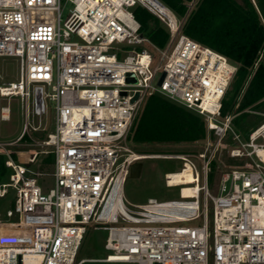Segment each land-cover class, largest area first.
<instances>
[{"label": "built area", "instance_id": "1", "mask_svg": "<svg viewBox=\"0 0 264 264\" xmlns=\"http://www.w3.org/2000/svg\"><path fill=\"white\" fill-rule=\"evenodd\" d=\"M66 2L73 8L63 22V0H0V59L19 61L18 79L0 84V99L8 102L0 120L11 121L13 100L26 120L18 139L0 143V156L12 170L0 199L10 190L15 195L0 218V264H264V119L243 142L232 125L235 116L222 118L238 66L182 33L196 0L180 21L160 0ZM136 7L169 29L164 48L141 33ZM153 95L203 118V151L134 150L133 125ZM47 102L55 132L39 140ZM213 135L221 145L230 135L237 147L229 157L246 159L222 174L214 195L208 185L219 151L212 148ZM45 149L55 160L50 175L31 169L50 153ZM145 159L181 164L178 173L165 174L166 187L179 188L180 200L150 198L127 207L124 185L132 166ZM186 171L192 183L170 182ZM47 175L54 185L40 186ZM90 225L108 231L105 250L111 254L77 263Z\"/></svg>", "mask_w": 264, "mask_h": 264}, {"label": "trees", "instance_id": "2", "mask_svg": "<svg viewBox=\"0 0 264 264\" xmlns=\"http://www.w3.org/2000/svg\"><path fill=\"white\" fill-rule=\"evenodd\" d=\"M160 1L182 19L193 0ZM255 3L252 0H199L182 27L185 36L238 66L232 89L223 100L221 115L222 118L235 116L233 128L246 141L263 119L245 111L264 110V0H255ZM133 12L141 33L155 46L164 48L170 39L169 29L142 7H136ZM206 137L207 124L202 117L153 95L145 100L130 141L136 145L195 144L205 141ZM5 160L0 156V178L7 170ZM228 162L235 163L233 159ZM215 167L213 163V169Z\"/></svg>", "mask_w": 264, "mask_h": 264}, {"label": "rangeland", "instance_id": "3", "mask_svg": "<svg viewBox=\"0 0 264 264\" xmlns=\"http://www.w3.org/2000/svg\"><path fill=\"white\" fill-rule=\"evenodd\" d=\"M199 0H196L197 5ZM254 4L255 0H252ZM63 22L69 16V10L73 8L72 4L63 0ZM193 7V9L195 8ZM133 10V9H132ZM131 10V11H132ZM179 19V18H178ZM180 21V19H179ZM19 77V61L12 57H3L0 59V84L15 82ZM232 89V86L229 90ZM8 105V102L0 99V108ZM12 109V119L10 122H2L0 120V143H9L18 139L23 131L26 123L24 113L20 107V103L17 100H13L10 103ZM48 113L43 117L42 121V133L36 134L39 140H43L50 133L55 132L54 116L50 113L51 104L47 102ZM50 108V109H49ZM264 119V110L254 114ZM32 123L35 126L39 125V118L32 116ZM243 142H247L243 137L241 138ZM135 151L141 154H165L166 152H194L198 153L204 150L205 146L203 142L198 144H154V145H136L131 143ZM212 148H218L219 151L215 157L216 167L213 169L214 173L210 174L209 177V190L212 195L216 194L218 186L220 184V179L223 173L233 169L236 165L244 164L246 159L244 157L233 159L235 163H229L228 151L232 148H236L233 139L230 135L223 140L222 145L219 143L218 137L216 135L212 136L211 140ZM9 150L15 148L7 147ZM49 150L48 155H41L38 162L31 165V169L34 172L41 171L46 174H51L54 171V156H52L48 161L46 160L52 154V149ZM47 161V162H46ZM52 162V163H51ZM18 163H23L22 159L18 160ZM51 163V164H50ZM50 164V165H49ZM142 173L140 178L129 177L124 185V200L125 204L129 208V204L138 205L147 203L148 199L155 198L159 201H169V200H180L179 188H167L165 185V174L167 173H178L181 170V164L175 161H166L161 159H145L141 161ZM201 167L200 165H198ZM12 170L7 169L4 176L0 178V187L2 184L9 182L10 174ZM39 184L42 187H52L54 185V179L51 176H45L39 179ZM203 185V182L200 183ZM14 192L10 190V194L4 198L0 199V218L6 217V212L13 207ZM210 221H212V216H210ZM201 220L198 222L201 224ZM194 223V224H198ZM192 224V225H194ZM108 238V231L97 230L94 225L88 226L87 234L82 242L81 248L77 256V263L82 260H103L106 259L111 252L105 250L106 240ZM83 264H123V263H105V262H84Z\"/></svg>", "mask_w": 264, "mask_h": 264}, {"label": "bare ground", "instance_id": "4", "mask_svg": "<svg viewBox=\"0 0 264 264\" xmlns=\"http://www.w3.org/2000/svg\"><path fill=\"white\" fill-rule=\"evenodd\" d=\"M174 18V17H173ZM170 182H180L181 184H190L193 182L192 180V176L191 173L189 171H186L180 175L177 176H170ZM192 190L185 188L184 190V194H191ZM117 202H119L121 204V199L120 197L117 199ZM115 205V204H114ZM117 205V204H116ZM116 205L115 206H111L109 207L107 214L110 213L112 210L116 209Z\"/></svg>", "mask_w": 264, "mask_h": 264}, {"label": "water", "instance_id": "5", "mask_svg": "<svg viewBox=\"0 0 264 264\" xmlns=\"http://www.w3.org/2000/svg\"><path fill=\"white\" fill-rule=\"evenodd\" d=\"M166 74H163L162 79L160 81V85L162 84L164 78H165ZM130 82H133L132 79L129 80ZM125 95V94H124ZM139 95L136 96V98L134 99V101H136L138 99ZM142 173V164L140 163H136L132 166L131 168V173H130V177L132 178H140Z\"/></svg>", "mask_w": 264, "mask_h": 264}, {"label": "crops", "instance_id": "6", "mask_svg": "<svg viewBox=\"0 0 264 264\" xmlns=\"http://www.w3.org/2000/svg\"><path fill=\"white\" fill-rule=\"evenodd\" d=\"M13 150H15V149H13ZM15 158H16V156H15ZM17 159V158H16ZM23 160V159H22Z\"/></svg>", "mask_w": 264, "mask_h": 264}]
</instances>
